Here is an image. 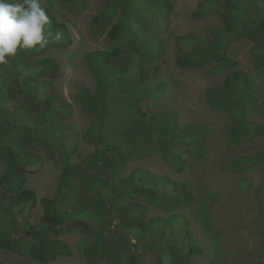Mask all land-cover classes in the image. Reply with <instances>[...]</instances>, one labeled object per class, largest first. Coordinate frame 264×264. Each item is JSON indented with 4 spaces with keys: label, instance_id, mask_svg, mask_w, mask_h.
I'll list each match as a JSON object with an SVG mask.
<instances>
[{
    "label": "trees",
    "instance_id": "1",
    "mask_svg": "<svg viewBox=\"0 0 264 264\" xmlns=\"http://www.w3.org/2000/svg\"><path fill=\"white\" fill-rule=\"evenodd\" d=\"M65 1L81 13L88 0ZM109 1L93 17L94 27L107 30L120 4H124L125 11L107 32L106 39L112 47L85 54L97 84L95 91L82 88L78 92L82 107L94 121L85 132L80 133L65 122L72 107L55 90L53 80L61 68L59 62L51 55L41 57L50 46L65 48L70 41V31L64 22L57 20L51 8L44 6L51 20L49 30L53 35L62 33L61 40L50 42L43 49L20 50L6 64H0V155L8 162L1 181L4 186L19 190L14 204L16 209L18 206V218L23 222L25 233L20 238L29 242L21 243L27 244V251L36 260L47 261L62 250L70 253L58 235L64 228L78 227L95 236V242L85 248L87 262L140 264L146 249L150 248L168 264H185L191 255L200 251L186 229L185 218L161 219L162 223L154 228L147 224L143 204L125 200L126 197L144 199L169 213L172 206L182 201L181 194H174L180 185L168 176H155L139 167L129 177L123 176L128 160L157 150L172 163L180 164L182 157L173 152L174 147L186 140H197L199 136L191 131L192 126L180 125L173 108L156 114H148L142 108L144 100L156 106L155 96L168 88L162 77L167 63L163 35L170 31L169 15L174 4L172 0ZM214 1L221 7L217 9L224 26L212 27L211 39L207 40L193 35L179 36L177 65L183 70H196L223 63L232 42L246 37L254 43L253 52L262 56L257 66L264 75V0ZM117 56L124 61H115ZM249 79L246 72L231 71L222 85L208 88L209 105L218 110L238 108L243 119L244 95L251 87ZM23 95L33 102H25ZM9 104L12 109L7 108ZM241 124L239 131L243 132ZM48 130L54 134L49 135ZM80 136L96 146L93 156L87 160L94 173L84 172L81 163L69 161ZM32 143L46 147L56 162L63 163L56 195L40 200L44 212L38 226L28 223L37 199L34 191L24 186L26 167L42 166L40 156L22 150V146L26 148ZM100 169L106 171V177H99L97 170ZM82 191L86 197L81 196ZM67 209H74L77 215L71 218L75 222L66 227L65 222H70L65 221L69 219L65 217L69 215ZM131 238L135 239V245L130 242ZM12 239L0 234V248L17 249L20 243Z\"/></svg>",
    "mask_w": 264,
    "mask_h": 264
},
{
    "label": "rangeland",
    "instance_id": "2",
    "mask_svg": "<svg viewBox=\"0 0 264 264\" xmlns=\"http://www.w3.org/2000/svg\"><path fill=\"white\" fill-rule=\"evenodd\" d=\"M173 11L170 31L163 35L165 41L162 77L168 88L162 95H156L157 105L144 100L142 108L148 114L173 108L182 127L192 126L191 131L199 133L198 139L178 143L173 152L182 157V162L172 163L160 150L145 153L128 160L123 176L129 177L137 167L149 170L155 176H168L180 185L174 194H181L182 201L172 206L167 213L156 203L126 197L145 206L147 224L157 225L161 219L171 220L182 216L188 229L200 247V251L190 256L185 264H260L264 261V75L257 66L258 56L253 52V41L240 38L232 42L227 51V59L220 64L206 68L183 70L176 63L178 53L177 38L193 35L202 40L211 39L210 29L224 26L221 7L214 0H172ZM20 2V0H13ZM43 6L51 8L59 22H64L70 31V41L65 48L50 46L44 54L54 56L61 68L53 83L63 102L71 104L72 112L65 122L85 132L94 124L93 118L82 107L78 92L82 88L95 91L96 81L85 60L88 51L111 48L106 39L113 24L119 22L125 11L124 4L118 6L113 21L107 30L96 28L92 19L105 9L109 0H88L81 13L75 12L65 0H41ZM121 2V1H120ZM218 8V9H217ZM115 61L123 62L117 56ZM239 70L249 76L250 89L245 93L246 102L242 114L238 108L218 110L208 103L206 92L209 87L223 84L227 75ZM24 101L33 102L23 95ZM7 108L12 109L11 104ZM21 113H25V110ZM239 122L243 132L239 131ZM49 131V130H48ZM54 132L49 131V135ZM41 157L42 166H28L25 188L36 195V202L28 215V223L40 225L44 209L43 197L52 198L57 193L63 163L56 162L46 147L32 143L23 147ZM96 146L80 136L76 151L69 161L81 163L84 172H93L87 160L93 156ZM8 162L0 155V234L11 236L20 246L15 250L0 248V262L4 264H108L106 260L87 262L85 248L95 242L94 234L82 232L78 227L64 228L58 235L69 248L70 253L60 251L54 258L39 261L27 251L28 240L22 239L23 222L18 218L14 200L18 189H10L1 181ZM100 178L106 171L97 170ZM84 189L83 187H81ZM81 196L86 197L82 191ZM136 195L139 193H135ZM92 195V194H91ZM137 197V196H136ZM81 207L78 206L76 209ZM67 227L77 212L67 209ZM53 238V233H50ZM22 237V238H20ZM15 242V243H16ZM22 242V243H21ZM130 242L135 245V239ZM14 243V244H15ZM132 245V246H133ZM159 253L146 249L140 264H168Z\"/></svg>",
    "mask_w": 264,
    "mask_h": 264
},
{
    "label": "clouds",
    "instance_id": "3",
    "mask_svg": "<svg viewBox=\"0 0 264 264\" xmlns=\"http://www.w3.org/2000/svg\"><path fill=\"white\" fill-rule=\"evenodd\" d=\"M51 20L41 0H0V64L20 50L45 48L62 33L49 30Z\"/></svg>",
    "mask_w": 264,
    "mask_h": 264
}]
</instances>
